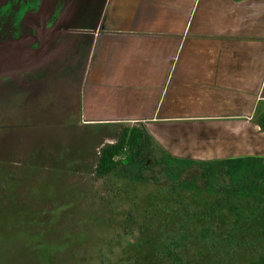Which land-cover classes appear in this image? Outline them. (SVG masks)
Returning a JSON list of instances; mask_svg holds the SVG:
<instances>
[{
  "label": "rangeland",
  "instance_id": "rangeland-1",
  "mask_svg": "<svg viewBox=\"0 0 264 264\" xmlns=\"http://www.w3.org/2000/svg\"><path fill=\"white\" fill-rule=\"evenodd\" d=\"M78 1L84 16L91 17L102 0ZM76 55L68 51L46 67L45 76L30 75V84L24 66L15 78L0 80V264H172L159 245L170 242L166 239L177 233L181 218L172 217L164 200L160 172L117 202L100 200L95 160L122 126L78 120L86 56ZM161 127L155 138L175 157L210 162L246 153L247 137L211 136L194 122ZM263 140L255 138L256 144ZM215 169L217 178H202L198 166L182 178L197 183L206 200L213 199L214 185L216 199L223 201L226 194L218 185L231 184V204L216 206L217 215L206 227L214 237L205 243L192 236L174 251L183 264H264V158ZM126 223L133 235L127 236ZM145 225L151 227L148 233ZM203 228L192 222L187 232L195 235ZM229 234L237 236L222 241Z\"/></svg>",
  "mask_w": 264,
  "mask_h": 264
},
{
  "label": "crops",
  "instance_id": "crops-1",
  "mask_svg": "<svg viewBox=\"0 0 264 264\" xmlns=\"http://www.w3.org/2000/svg\"><path fill=\"white\" fill-rule=\"evenodd\" d=\"M78 3L55 58L86 56L78 120L142 122L154 138L194 122L248 138L245 155L211 161L264 158V0H102L94 18Z\"/></svg>",
  "mask_w": 264,
  "mask_h": 264
},
{
  "label": "trees",
  "instance_id": "trees-1",
  "mask_svg": "<svg viewBox=\"0 0 264 264\" xmlns=\"http://www.w3.org/2000/svg\"><path fill=\"white\" fill-rule=\"evenodd\" d=\"M109 126H122V129L113 142L101 148L95 160L93 174L95 182L100 183V200L104 203L106 201L117 202L134 192L138 187L136 185L146 184L145 178L160 172L158 175H160V181H163L161 191L166 195L164 200L170 204L168 207L172 217L174 219L181 218V221L176 225V230H174L177 233L171 234L166 239L170 242L159 245L160 254L172 261V264H183L180 255L174 251L175 245L180 248V242L183 244L184 241L187 242L192 239V236L205 243L209 237H214L209 235L212 231L207 228L214 219L213 213L216 206L231 204L230 195L235 190L231 188V184L218 185V187L224 188L223 192L226 194V199L219 201L215 195L218 190L213 185L209 194L214 195V197L212 200H206L204 197H200L204 190L197 188V183L192 185L182 178L184 172L193 166H198L203 171L201 173L202 178L213 176L217 178L220 170L215 171L210 166H220L237 160L198 162L175 157L162 148L142 122L109 124ZM153 163L155 164L151 166ZM156 168L159 169L156 171ZM212 201L214 202L211 203ZM189 207L201 208L202 212H195ZM183 213L185 215H182ZM173 222L177 223L178 221L174 220ZM192 222H201L205 228L195 230L196 234L192 235L190 231L187 232V227L191 226ZM223 223L225 222L223 221ZM125 225L127 236H130V232L133 235L132 231L128 232L129 224L126 223ZM150 229L149 225H145L143 230L148 233ZM236 236V234H229L222 238V241L231 240Z\"/></svg>",
  "mask_w": 264,
  "mask_h": 264
},
{
  "label": "flooded vegetation",
  "instance_id": "flooded-vegetation-1",
  "mask_svg": "<svg viewBox=\"0 0 264 264\" xmlns=\"http://www.w3.org/2000/svg\"><path fill=\"white\" fill-rule=\"evenodd\" d=\"M74 1L0 0V52L11 58H23V75L29 84L34 82L30 75L34 78L38 75L40 78L42 74L45 76L46 67L56 60L63 41L62 32L65 26L62 23L64 20H70ZM27 57L30 60H27ZM31 57L34 59L31 60ZM4 77L11 80L15 75H0V80ZM216 166L210 168L216 171ZM241 200L247 201L246 198Z\"/></svg>",
  "mask_w": 264,
  "mask_h": 264
},
{
  "label": "water",
  "instance_id": "water-1",
  "mask_svg": "<svg viewBox=\"0 0 264 264\" xmlns=\"http://www.w3.org/2000/svg\"><path fill=\"white\" fill-rule=\"evenodd\" d=\"M8 46V45H7ZM24 62L0 52V75H13Z\"/></svg>",
  "mask_w": 264,
  "mask_h": 264
},
{
  "label": "bare ground",
  "instance_id": "bare-ground-1",
  "mask_svg": "<svg viewBox=\"0 0 264 264\" xmlns=\"http://www.w3.org/2000/svg\"><path fill=\"white\" fill-rule=\"evenodd\" d=\"M16 54V53H15Z\"/></svg>",
  "mask_w": 264,
  "mask_h": 264
}]
</instances>
